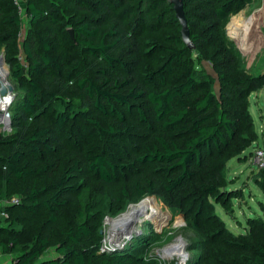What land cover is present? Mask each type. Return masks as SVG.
<instances>
[{
    "label": "trees",
    "instance_id": "1",
    "mask_svg": "<svg viewBox=\"0 0 264 264\" xmlns=\"http://www.w3.org/2000/svg\"><path fill=\"white\" fill-rule=\"evenodd\" d=\"M24 1L28 27L22 41L18 5L14 0H0V50L11 65L12 80L23 89L9 106L12 130L0 134V201L15 194L21 197L18 203L4 205L7 215L0 225V249L12 255L11 264H166L150 253L159 238L154 237L152 227L146 230L147 236L106 251H101L100 232L107 210L118 211L127 201L155 194L162 187L186 201L182 212L192 218L196 235L189 237L187 250L192 254L188 264H264V214L249 216L246 230L236 233L210 202L214 197L232 212L228 201L240 193L226 187L227 161L257 136L250 96L264 87V71L251 70L248 63L252 59L244 57L224 32L229 11L243 9L253 0H211L209 24L193 31L188 22L194 49L182 39L170 0L168 5L165 0H137L153 11L161 9L155 11L150 25L137 17L128 21L136 38L143 24L160 29L164 10L173 8L180 26L174 43L158 35L145 41L152 48L142 49L148 55L144 61L141 55L138 60L123 57L137 44L133 39L123 50L126 42L118 19L130 13L132 0ZM77 44L85 55L73 62L69 49ZM194 51L200 63L207 59L216 67L223 89L220 97L211 88L204 90L209 74L203 66H194ZM21 53L25 61L19 59ZM86 58L100 60L110 71L102 82L107 87L84 71L75 72ZM130 62L138 64L139 80L128 92L117 91L114 88L121 82L133 80L117 69L127 70ZM46 69L57 78L45 80ZM78 91L95 96L101 109L98 99L105 97L114 112L115 103L128 109L132 99L149 101L157 129L137 159L158 163L165 172L162 177L153 176L156 168L137 169L126 178L122 171L125 179L114 190L117 170L106 150L81 153L78 147H68L67 137L60 142L65 144L56 142L77 118L90 124L100 140L130 134L122 112L116 113L117 120L106 123L92 117ZM137 113L147 120L143 107ZM84 170L95 174L98 181L85 184L79 177ZM258 174L256 182L264 192V169ZM51 246L57 248L59 257L40 263L42 252Z\"/></svg>",
    "mask_w": 264,
    "mask_h": 264
},
{
    "label": "rangeland",
    "instance_id": "2",
    "mask_svg": "<svg viewBox=\"0 0 264 264\" xmlns=\"http://www.w3.org/2000/svg\"><path fill=\"white\" fill-rule=\"evenodd\" d=\"M210 1L211 0L185 1L188 22L193 31H198L211 22L208 9V5L211 4ZM14 2L18 5L19 12L22 16L20 40L23 41L26 37L28 27L26 3L24 0H14ZM164 2L166 5L170 4L169 0H165ZM128 5L131 6L130 13L127 12V14L124 13V15L118 17L119 26L123 29V41L126 42L123 46V50L130 47V43L133 39L137 44L133 49L128 50L125 53L123 56L125 59L138 60V56L141 55V59L143 61L144 59L146 60L148 55H143L142 49L145 47L152 48L151 45L145 44V41L150 39L153 35L162 36L166 42L174 43V36L180 34V26L178 20L174 16L173 8L171 10L168 9L162 11L160 29L149 28V26L145 27L143 24L144 27L142 26L139 33L141 36L136 38V31H133V29L127 25L128 21L137 17V19H142L150 25L149 21H155V18L152 19L154 16L153 14L161 8L153 11L151 6L145 2H139L137 0L130 1ZM170 5L173 7V4ZM224 32L236 43L244 57L252 59L248 63V67L251 70L264 71V0H253L240 10L231 9L228 13V19L225 20ZM69 50V54L71 55L70 59L73 60V62L79 60L85 55L83 48L79 44L71 47ZM0 54H4L5 59L4 50L1 49ZM197 57V51L191 53V60L193 61L194 66L197 68L203 66L210 78V82L206 84L204 90L211 88L216 92L218 97H220L223 89L222 84L218 79L216 67L207 59L200 63ZM19 59L25 61L24 53H21ZM4 67L7 70L3 69L1 71L6 72V79L13 84L16 95L17 92L22 93L23 89L21 86L16 81L12 80L10 76L11 65L6 62V59ZM127 67V70H122L121 66L116 68L122 71L124 77L129 76L133 80L132 82L129 80L127 84L121 82L119 87L114 88L117 91L128 92L139 80L137 76L139 71L138 64L130 62ZM77 71H84L86 75L97 78L99 83H102L110 73L109 70L105 69V66L100 60H91L90 58H86V62L79 65L75 72ZM75 75L76 73L74 76ZM55 77L57 78L55 73L50 69H46L43 73V78L47 81ZM73 79H75V77H73ZM72 82L73 80L70 81L69 84ZM107 86L108 84H103V87ZM77 93L89 109V115L96 117L105 123L110 120H117L116 113L122 112L125 119V125L130 126V134L123 135V138L121 139L110 138L108 140H100L94 133L93 127L90 124L77 118L68 127L64 136L58 135L56 137L57 143L62 142L63 137H67L66 142H68V147H78L81 153H91V151L101 149L106 150V156L116 165L115 169L117 170V178L112 183V188H114V190H118L123 179L134 175L137 169H140V171H147L156 168V172L153 176H163L165 172L158 163L141 162L137 159L138 156H142L143 153L146 152V145L149 137L157 129L158 124L153 110L151 109V105L146 98L143 97L139 100H130L132 106L128 109L125 104L115 103L114 112L111 110L110 103L112 102L107 101L105 97L101 96L98 99L99 103L104 107L101 109L95 104V96H91L84 91H78ZM139 107H143L146 110L147 120L139 118L137 113ZM249 110L254 118L257 136L240 154L229 158L226 165V187L230 191H238L240 193L238 197H233L231 201H228V206L232 209V212H228V209L218 203L216 198H210V202L214 203L215 211L224 219L227 226L236 233L246 230V226L249 225L247 220L249 216L264 214V192L256 182V177L259 175L258 173L260 169H264V160L260 159L257 154L258 150H262V156H264V87L251 93ZM2 124L3 123H0V128ZM11 130L12 126L0 129V134H7ZM122 171L125 174V178ZM79 177L80 179H84L85 184L87 185H91L98 181V177L89 170H84L83 174H79ZM146 196L156 198L160 206L156 208L149 206L144 210V213L148 212V214L144 215L143 213L139 216L143 221L132 228L131 237L147 236L145 235L146 230L152 227L151 229L155 235L154 237L159 238L152 246L150 253H154L156 257L163 262L165 261L166 264H173V261H176L181 257L178 249H183V243L179 242L177 238L182 237L188 243L189 237L196 235L191 223L192 218L182 212V204H185L186 201L181 202L180 196L177 193H173L165 187H162L159 192L155 194L145 195V197ZM139 200L127 201L125 207L118 211L111 212L107 210L105 212L100 224V230H104L102 233V246L105 244L109 246L107 235L111 224L107 219L118 217ZM116 203L118 204V202ZM128 243H126V245ZM175 243H178V248L172 250L171 254L173 256L171 258H166L161 249ZM191 254L192 252H189V258ZM51 257H59L55 246H51L43 251L38 261L42 263Z\"/></svg>",
    "mask_w": 264,
    "mask_h": 264
},
{
    "label": "water",
    "instance_id": "3",
    "mask_svg": "<svg viewBox=\"0 0 264 264\" xmlns=\"http://www.w3.org/2000/svg\"><path fill=\"white\" fill-rule=\"evenodd\" d=\"M173 3V7L176 13L177 18L181 24V33L182 39L187 44L189 49H194L196 47L195 43L192 41L190 36V28L188 25L187 17L185 14L184 8V0H170ZM70 35L73 39H75L74 31L72 28H69ZM240 46V45H239ZM0 61L5 62L4 54H0ZM11 95V101L15 97L16 93L14 90L13 84L4 78V80H0V96L4 97L6 95ZM10 101V102H11ZM9 104H7L6 108H0V122L2 118L6 117V124L5 128H9L11 126V116L9 111ZM135 221L132 219H127L120 224H116L111 230L108 231V243L109 246L106 244L101 247V251L106 250H115L121 249L126 245V243L130 242L133 237H131V230L134 226ZM101 233L104 232L103 229L100 230ZM179 242H183V257H181L175 261V264H188L187 261L189 259V251L187 250L188 243L182 237L177 238ZM174 244H170L164 248H162V252L165 256L171 254L172 248H174ZM171 250V251H170ZM172 255V254H171Z\"/></svg>",
    "mask_w": 264,
    "mask_h": 264
},
{
    "label": "bare ground",
    "instance_id": "4",
    "mask_svg": "<svg viewBox=\"0 0 264 264\" xmlns=\"http://www.w3.org/2000/svg\"><path fill=\"white\" fill-rule=\"evenodd\" d=\"M0 72H1L0 73V80H2V79L4 80V78H6V72L5 71H0ZM10 101H11V95L8 94V95H6V97H4V98H2V100H0V108L1 109L6 108L7 104H9ZM149 206L156 208V207H159L160 204L158 203L157 199L154 197L146 196V197L142 198L141 200H139L135 204L131 205L128 210H126L125 212L120 214L118 217L108 218L107 220L111 224L109 230H111V227L113 228L116 224H120L127 219L134 220L135 221L134 226L137 225L138 223H141L143 220L139 216L141 214H143L144 210L147 209ZM145 214H148V212L144 213V215ZM107 239H108V235H107ZM174 246L175 247L172 248V250H176V248H178L177 247L178 243H175ZM178 251L180 252V255H182V257H183L182 249L179 248Z\"/></svg>",
    "mask_w": 264,
    "mask_h": 264
},
{
    "label": "built area",
    "instance_id": "5",
    "mask_svg": "<svg viewBox=\"0 0 264 264\" xmlns=\"http://www.w3.org/2000/svg\"><path fill=\"white\" fill-rule=\"evenodd\" d=\"M3 69H6L4 67V62L0 61V71L3 70ZM4 97H6V96H4ZM4 97H1L0 96V100H2V98H4ZM6 120H7L6 117L2 118V120H1L0 123H3V124L1 125V128L0 129H5V124H6L5 122H6ZM257 154H258V156H259L260 159L264 160V156H262V154H263V151L262 150H258L257 151ZM20 200H21V197L19 195H14V196H12L9 199L3 200V203L4 204H14V203L20 202ZM2 215H7V213L5 211H2Z\"/></svg>",
    "mask_w": 264,
    "mask_h": 264
},
{
    "label": "crops",
    "instance_id": "6",
    "mask_svg": "<svg viewBox=\"0 0 264 264\" xmlns=\"http://www.w3.org/2000/svg\"><path fill=\"white\" fill-rule=\"evenodd\" d=\"M4 203L3 201H0V225L3 224V215H2V211L4 210L3 207H4ZM173 255L169 254L167 256H165L166 258H171ZM51 258H54V257H51ZM11 261H12V255L9 254V253H4L1 251L0 249V264H11Z\"/></svg>",
    "mask_w": 264,
    "mask_h": 264
}]
</instances>
